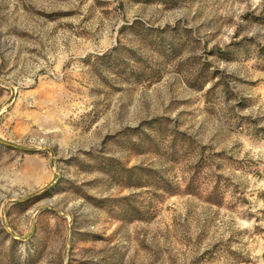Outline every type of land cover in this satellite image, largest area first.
Here are the masks:
<instances>
[{
  "label": "rangeland",
  "instance_id": "1",
  "mask_svg": "<svg viewBox=\"0 0 264 264\" xmlns=\"http://www.w3.org/2000/svg\"><path fill=\"white\" fill-rule=\"evenodd\" d=\"M0 264H264V0H0Z\"/></svg>",
  "mask_w": 264,
  "mask_h": 264
}]
</instances>
